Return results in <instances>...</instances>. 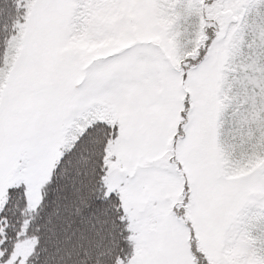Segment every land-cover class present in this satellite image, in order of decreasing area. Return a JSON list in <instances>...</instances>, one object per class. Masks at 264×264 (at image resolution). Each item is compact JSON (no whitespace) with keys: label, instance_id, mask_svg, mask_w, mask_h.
I'll list each match as a JSON object with an SVG mask.
<instances>
[{"label":"snow or ice","instance_id":"obj_1","mask_svg":"<svg viewBox=\"0 0 264 264\" xmlns=\"http://www.w3.org/2000/svg\"><path fill=\"white\" fill-rule=\"evenodd\" d=\"M0 264H264V0H0Z\"/></svg>","mask_w":264,"mask_h":264}]
</instances>
